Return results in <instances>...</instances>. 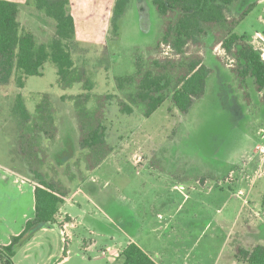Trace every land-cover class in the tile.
<instances>
[{"label": "rangeland", "instance_id": "374dc122", "mask_svg": "<svg viewBox=\"0 0 264 264\" xmlns=\"http://www.w3.org/2000/svg\"><path fill=\"white\" fill-rule=\"evenodd\" d=\"M9 1L19 4L22 28L38 43L54 38V21L34 0ZM115 4L69 0L76 37L67 84L48 62L42 76L22 77L23 87L19 75L0 85V166L36 185L37 175L43 176L63 200L60 210L75 219L70 259L61 264H122L84 252L83 240L95 239L91 230L113 236L126 231L121 246L133 235L153 260L166 264H234L237 247L264 245V92L249 80V103L244 100L232 73L236 61L221 42L232 27L262 55L264 0L232 6L228 28L207 27V36L184 54L162 42L165 26L151 0H130L116 35ZM200 58L213 74L188 114L166 93L161 107L146 117L132 100L134 86H119L138 65L161 62L168 69L162 71L176 79ZM18 96L30 114L27 122L15 112ZM126 105L134 113L127 114ZM98 126L103 145L83 148L82 140ZM13 214L18 217L17 210ZM64 241L58 223L42 229L18 247L13 263L57 264Z\"/></svg>", "mask_w": 264, "mask_h": 264}, {"label": "trees", "instance_id": "16d2710c", "mask_svg": "<svg viewBox=\"0 0 264 264\" xmlns=\"http://www.w3.org/2000/svg\"><path fill=\"white\" fill-rule=\"evenodd\" d=\"M155 13L165 30L162 42L172 47L177 54H184L189 44H198L207 36V27H227V12L241 0H151ZM130 0H116L113 29L119 35L120 21L125 16ZM37 10L43 12L55 23V36L49 43L40 44L32 32L22 28L19 20L20 6L9 0H0V85L10 83L12 77L19 75L17 81L24 86L23 79L42 76L44 66L51 62L58 70L60 81L67 84L72 74L73 59L70 51L76 37V22L69 11V0H34ZM247 13L245 12L244 15ZM228 28V27H227ZM228 34L221 42L223 49L236 61L232 73L244 88V100L248 102L249 88L247 82L253 81L258 93L264 92V61L262 55L246 40V37L228 28ZM160 42L158 43V45ZM153 65V67H152ZM152 68L138 65L135 75L119 80L132 87L133 101L145 108V116L149 117L165 102V94L170 95L175 108L182 114H188L205 93L207 80L213 74L202 58L193 59L187 67L173 79L171 73H164L161 62L156 61ZM138 78V79H137ZM175 80V83H174ZM124 81V82H123ZM249 103V102H248ZM127 114L134 113L126 105ZM15 112L24 121H29L30 114L22 96L17 98ZM103 128L98 126L91 130L82 140L83 148H96L105 141ZM104 137V138H103ZM35 188V216L29 220L24 231L12 238L8 246L0 244V263L14 264L13 259L18 247L32 241L38 231L52 228L57 222L63 200L59 198L55 187L43 176L37 175ZM264 207V206H263ZM68 251L64 248V257ZM237 258L247 264H264V246H256L252 250L239 249ZM122 264H158L140 246L129 244L121 253Z\"/></svg>", "mask_w": 264, "mask_h": 264}, {"label": "crops", "instance_id": "0c3cea01", "mask_svg": "<svg viewBox=\"0 0 264 264\" xmlns=\"http://www.w3.org/2000/svg\"><path fill=\"white\" fill-rule=\"evenodd\" d=\"M35 188L36 183L29 181L25 177L17 175L5 168L0 166V244L2 246H8L12 242V238L20 235L27 224V222L34 218L35 216ZM28 198L30 199L28 203ZM30 206V209H28ZM22 209L30 210L33 213V216L27 213V211H22ZM13 210L18 211V217L16 218L13 214ZM60 215L63 214L68 216L72 221L65 222L62 216L57 217V222L61 225V230L65 236L66 245L64 248L68 251V256L61 259L57 264H61L70 259V251L68 249V242L74 239L76 235L69 232L70 228H75V219L66 212L60 210ZM90 236H95L94 238H85L82 243V248L85 253L97 254V259L103 258L102 255L108 249L110 253L104 258H112L115 260H120L121 253L123 250L131 243H135L141 247L140 243L136 241L135 236L130 235V242L126 246H121L122 239L127 238L125 234L126 231L119 232L117 235H108L104 232L97 233L95 230L88 231ZM109 240L111 243H109ZM93 241V242H91ZM103 241V243H101ZM30 243V242H29ZM264 246V245H257ZM142 248V247H141ZM242 248V247H237ZM235 249V255L238 249ZM144 250V248H142ZM245 249V248H242ZM145 251V250H144ZM146 252V251H145ZM149 255V251L146 252ZM151 258L152 256L149 255ZM84 259L86 255L83 256ZM235 257V256H234ZM233 258V262L239 263L238 260ZM153 259V258H152ZM158 264H166L163 260L160 261L154 260ZM176 261V259H175ZM175 263V262H174Z\"/></svg>", "mask_w": 264, "mask_h": 264}, {"label": "built area", "instance_id": "2783aa9c", "mask_svg": "<svg viewBox=\"0 0 264 264\" xmlns=\"http://www.w3.org/2000/svg\"><path fill=\"white\" fill-rule=\"evenodd\" d=\"M262 59L264 61V53L262 54ZM110 253V250L108 249L106 252H104L102 255L106 257Z\"/></svg>", "mask_w": 264, "mask_h": 264}]
</instances>
